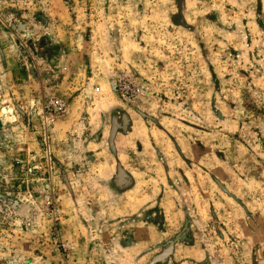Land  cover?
Listing matches in <instances>:
<instances>
[{"label":"rangeland","instance_id":"374dc122","mask_svg":"<svg viewBox=\"0 0 264 264\" xmlns=\"http://www.w3.org/2000/svg\"><path fill=\"white\" fill-rule=\"evenodd\" d=\"M0 264H264V0H0Z\"/></svg>","mask_w":264,"mask_h":264},{"label":"built area","instance_id":"2783aa9c","mask_svg":"<svg viewBox=\"0 0 264 264\" xmlns=\"http://www.w3.org/2000/svg\"><path fill=\"white\" fill-rule=\"evenodd\" d=\"M123 91L125 92L124 97L128 96L130 93V88L128 85H123ZM61 109L66 110V104L63 103L62 101L60 102Z\"/></svg>","mask_w":264,"mask_h":264},{"label":"crops","instance_id":"0c3cea01","mask_svg":"<svg viewBox=\"0 0 264 264\" xmlns=\"http://www.w3.org/2000/svg\"><path fill=\"white\" fill-rule=\"evenodd\" d=\"M65 31V30H64ZM61 41L59 42L60 44H67L68 46H69V44H70V41H71V39L70 38H65L64 39V37H62L61 39H60ZM69 43V44H68Z\"/></svg>","mask_w":264,"mask_h":264}]
</instances>
